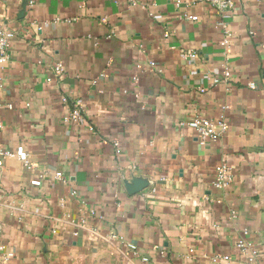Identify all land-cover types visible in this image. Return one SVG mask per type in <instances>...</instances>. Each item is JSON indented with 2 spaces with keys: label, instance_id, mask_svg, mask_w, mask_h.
<instances>
[{
  "label": "crops",
  "instance_id": "0c3cea01",
  "mask_svg": "<svg viewBox=\"0 0 264 264\" xmlns=\"http://www.w3.org/2000/svg\"><path fill=\"white\" fill-rule=\"evenodd\" d=\"M230 1L0 0V264H264V0Z\"/></svg>",
  "mask_w": 264,
  "mask_h": 264
},
{
  "label": "built area",
  "instance_id": "2783aa9c",
  "mask_svg": "<svg viewBox=\"0 0 264 264\" xmlns=\"http://www.w3.org/2000/svg\"><path fill=\"white\" fill-rule=\"evenodd\" d=\"M207 1L221 8H225L231 5L230 0H202ZM177 6H180L182 0H174ZM35 0H29L28 6L30 8L34 7ZM15 36V32L7 27V24L0 19V63H4L8 59V50L11 45V41ZM54 73L57 76H62L64 74V66L61 63L56 64L54 67ZM225 77L230 76V71H225ZM250 86H255L253 83H250ZM62 101L65 104L70 105L67 114L64 117V122L66 124H70L73 126L77 125H84L86 124L89 127L90 131H94L95 127L92 124L87 123V118L85 114V110L81 103L70 101L67 96L62 97ZM182 125L191 128L194 130L198 136L199 143L201 145L206 144L210 140H218L222 138L227 129H228V122L226 121L225 117H218L215 119L206 118L203 116H196L191 118L187 121L182 122ZM117 144V143H115ZM12 152L9 149H0V163L2 162V158L6 156H11ZM56 176L62 178L61 172H56ZM234 180V174L231 170V167L228 166L226 163L218 164L215 167V176L213 180V186L216 188H226L228 187ZM249 230L244 229L242 232V237L237 241V248L242 252L249 254V261L254 262L257 256V251L254 249L253 244L251 241L247 239L249 235ZM121 241L126 245L128 248L129 253L134 257H139L143 261H148V257L143 255L138 250V246L130 240H126L121 238ZM14 254L13 252H8L6 254V258L12 257ZM223 258L228 259L229 256L225 255ZM217 259V258H216ZM129 264V263H127Z\"/></svg>",
  "mask_w": 264,
  "mask_h": 264
}]
</instances>
